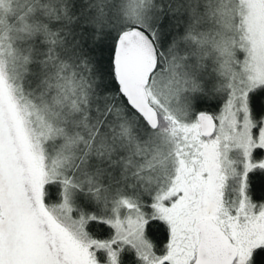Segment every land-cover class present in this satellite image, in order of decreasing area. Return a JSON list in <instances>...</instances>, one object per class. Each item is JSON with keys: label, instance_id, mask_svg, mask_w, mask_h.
<instances>
[{"label": "snow or ice", "instance_id": "1", "mask_svg": "<svg viewBox=\"0 0 264 264\" xmlns=\"http://www.w3.org/2000/svg\"><path fill=\"white\" fill-rule=\"evenodd\" d=\"M0 264H264V0H0Z\"/></svg>", "mask_w": 264, "mask_h": 264}]
</instances>
